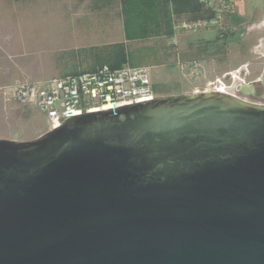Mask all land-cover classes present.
<instances>
[{"label":"water","instance_id":"water-1","mask_svg":"<svg viewBox=\"0 0 264 264\" xmlns=\"http://www.w3.org/2000/svg\"><path fill=\"white\" fill-rule=\"evenodd\" d=\"M0 264H264V104L156 97L0 139Z\"/></svg>","mask_w":264,"mask_h":264},{"label":"rangeland","instance_id":"rangeland-1","mask_svg":"<svg viewBox=\"0 0 264 264\" xmlns=\"http://www.w3.org/2000/svg\"><path fill=\"white\" fill-rule=\"evenodd\" d=\"M262 1L256 6L262 9L259 15L264 12ZM235 18L240 17L227 20L220 31L182 34L169 48L165 37L124 41L118 0H0V139L26 142L49 131L46 117L33 105L20 106L12 100L13 86L107 66H99L102 52L98 50L106 52L120 43L125 45L127 59L121 67L149 68L156 97L217 88L245 102L264 104L238 95L240 86H248L262 70L255 61L257 34L251 29L259 17L246 16L249 29L245 31L241 20L234 23ZM247 60L253 63L255 74L244 76L242 67Z\"/></svg>","mask_w":264,"mask_h":264},{"label":"built area","instance_id":"built-area-1","mask_svg":"<svg viewBox=\"0 0 264 264\" xmlns=\"http://www.w3.org/2000/svg\"><path fill=\"white\" fill-rule=\"evenodd\" d=\"M207 12L202 18L172 24L169 45L182 34L220 31L237 13L239 0H197ZM212 92L226 93L217 88ZM12 100L33 105L46 117L49 131L71 116L115 109L156 98L150 69L126 65L117 69L101 66L93 71L48 80L18 83L10 90Z\"/></svg>","mask_w":264,"mask_h":264},{"label":"trees","instance_id":"trees-1","mask_svg":"<svg viewBox=\"0 0 264 264\" xmlns=\"http://www.w3.org/2000/svg\"><path fill=\"white\" fill-rule=\"evenodd\" d=\"M196 0H118L119 16H122L124 41H146L151 38L172 36V17L187 15L188 20L205 17L207 12ZM239 19H234L238 24ZM123 43L110 46V50H98L102 61L111 69L120 68L127 61ZM172 46H169L171 48ZM103 55V56H102ZM94 69L93 67L90 69ZM77 73L71 74L76 75Z\"/></svg>","mask_w":264,"mask_h":264},{"label":"flooded vegetation","instance_id":"flooded-vegetation-1","mask_svg":"<svg viewBox=\"0 0 264 264\" xmlns=\"http://www.w3.org/2000/svg\"><path fill=\"white\" fill-rule=\"evenodd\" d=\"M257 21V24L251 28L252 30L255 31V33L257 34L256 37V42H255V61L257 64H259L262 67V70L260 71V74L257 78L253 79L251 81V84H249L248 86H242L239 88V92L238 95L240 97H250L253 100H258V101H262L264 102V81H263V74H264V16H255ZM241 23H242V28L243 30H247V28L249 29V27L247 26V22H246V16H242L241 19ZM243 35H245V32L243 33ZM242 45H243V49H244V54L245 57L247 55V45H246V37L243 36L242 38ZM252 62H245L243 64V70L244 72L242 73L244 76L245 75H250V74H255V71L252 70ZM244 83V82H243ZM245 84V83H244ZM226 94H229L235 98H237L235 95H232L231 92H226ZM239 99V98H238Z\"/></svg>","mask_w":264,"mask_h":264},{"label":"crops","instance_id":"crops-1","mask_svg":"<svg viewBox=\"0 0 264 264\" xmlns=\"http://www.w3.org/2000/svg\"><path fill=\"white\" fill-rule=\"evenodd\" d=\"M262 2H263L262 0H239L236 3L237 4V13L235 14V16L240 17V18H237V19H239V22L242 19V16H264V12L260 13V15H259V12H261L260 10H262V9L256 8V6L258 7V5L263 4ZM250 9H253L255 11L259 10V11L256 13H253V12L251 13L252 10H250Z\"/></svg>","mask_w":264,"mask_h":264}]
</instances>
